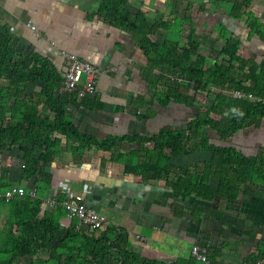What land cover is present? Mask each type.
Segmentation results:
<instances>
[{
  "label": "crops",
  "instance_id": "obj_1",
  "mask_svg": "<svg viewBox=\"0 0 264 264\" xmlns=\"http://www.w3.org/2000/svg\"><path fill=\"white\" fill-rule=\"evenodd\" d=\"M99 1L0 0V30L8 29L17 36L21 46L50 57L57 69L63 66V50L75 52L99 68L96 93L88 97L94 100L93 108L71 96L62 101L63 119L71 121L79 130L104 138L109 134L151 135L164 125L185 126L192 117L190 107L175 101L167 105L154 101V91L148 88L140 73L141 66L147 63L146 56L128 32L97 15ZM176 1L180 5L181 0ZM203 1L206 9L198 14L204 20H212L208 27L201 21L193 27L191 22L179 24L175 20L159 25L151 38L180 44L186 40L191 27L194 38L202 46L201 37L206 32L212 41L208 42L209 46L235 39L237 52L246 60L258 63L256 70H262L264 0H252L244 6L240 5L242 0ZM237 1L239 8L234 4ZM131 2L134 7L127 5L123 11L136 12L137 5L140 10L150 11L146 18L150 23L151 12H156V8L166 9L168 5V0ZM249 33H252L250 38ZM178 79L184 77L179 75ZM25 83L26 87L32 84ZM33 84L36 86H31L29 92L40 89V82ZM244 84L252 85L253 81L245 80ZM41 107L43 112L54 115L46 106ZM185 118L186 122L181 125ZM57 138L52 159L41 161L38 171L28 178L23 176L24 159L23 152H18L19 146L6 147L0 156V166L6 167L4 171L0 168V189L14 183L27 186L35 183L42 211L58 210L44 203L48 197L82 194L89 204L109 216L110 224L126 232L129 249L148 258L169 263L189 260L190 247L196 242L207 246L213 261L234 263L257 258L264 264V179H247L225 199L209 200L172 190L162 173L160 178L150 175L144 179L133 171L134 166L118 161L116 154L111 156L109 150L93 145L82 147L79 140L60 134ZM219 141L218 144L236 146L246 155L256 154L264 145V116L258 124L245 126ZM154 143L161 146L160 142ZM52 147L50 144L49 148ZM138 147V141L123 140L117 141L112 151L118 149L126 154ZM40 151L36 147L35 155L39 156ZM184 167L190 171L191 167ZM209 183L216 185L217 180ZM60 211L61 229L57 236L73 221L64 209Z\"/></svg>",
  "mask_w": 264,
  "mask_h": 264
},
{
  "label": "trees",
  "instance_id": "obj_2",
  "mask_svg": "<svg viewBox=\"0 0 264 264\" xmlns=\"http://www.w3.org/2000/svg\"><path fill=\"white\" fill-rule=\"evenodd\" d=\"M123 3L124 0H100L96 13L105 22L128 32L142 50L147 63L140 70L141 77L148 88L153 89L156 102L167 105L175 101L187 107L194 106L196 94L180 89L193 82L200 87H218L217 103L204 108V111H195L182 127L164 125L151 135L126 133L98 138L63 119V103L54 88L59 69L53 60L33 49L19 46L17 36L8 29L0 30V77L16 82H40V89L27 95L23 94L24 85L15 88L12 94L7 86L0 87V146L19 145L24 159L23 176L28 178L35 174L41 161L52 159L60 134L79 140L82 147L93 145L109 151L117 141H138V151L131 150L126 154L119 151L116 159L127 166H134L133 171L144 179L150 176L151 171L156 175L166 173L167 185L189 196L209 200L218 197L223 200L232 189H238L247 179L263 180L264 145L256 154L246 155L234 145L209 144V137L202 132L201 127L208 126L220 139L225 140L245 126L258 124L264 116V64L262 70L250 67L247 72H244V67L250 60L246 59H239L238 68H234L230 61L203 66L200 64L203 56H200L194 45L179 47L170 41L152 39L150 35L155 33L158 25L144 19L138 22L135 13L123 11ZM226 43L223 49L233 57L238 42L230 39ZM166 46H169L167 50ZM179 75L184 79L179 80ZM245 80H252L253 84L246 85ZM226 89L241 90L255 98L237 97L225 93ZM80 101L88 108L94 106V100L88 97ZM8 102L9 109L6 110L4 104ZM39 105L46 106L54 115L41 112ZM232 107L242 110L243 116H226L225 111ZM195 138H200V142H193L188 149L187 142ZM21 140L30 145L22 144ZM148 142H160L161 146L155 155L150 154L151 157L147 158L142 155V150L146 148L144 143ZM50 144L52 148H49ZM36 147L41 149L39 156L35 155ZM207 149L210 151L207 172H203L199 164L191 172L171 162L173 154ZM135 157L137 162L134 163ZM131 160L133 163H130ZM209 177L215 178L217 184L209 183ZM6 204L7 226L0 236V264H16V260L23 256H32L26 264H44L33 257L40 248L49 250V258L54 264H195L193 258L169 263L163 259L145 257L127 247L126 232L113 224L97 235L88 236L75 231L72 223L58 237L61 208L42 211V201L37 195L0 198V206ZM255 260L257 258L249 261Z\"/></svg>",
  "mask_w": 264,
  "mask_h": 264
},
{
  "label": "rangeland",
  "instance_id": "obj_3",
  "mask_svg": "<svg viewBox=\"0 0 264 264\" xmlns=\"http://www.w3.org/2000/svg\"><path fill=\"white\" fill-rule=\"evenodd\" d=\"M82 1L84 2V0H81V2ZM251 1L252 0H242L241 3L240 2L239 3H240V5L244 6L246 3L251 2ZM132 3L133 2H131V0L124 1L123 9L125 10L127 8V5L134 7L132 5ZM167 3H168V5H167L166 9L156 8V10H155L156 12H151V14H150L151 18H153L152 23L155 24V25H158V27H159V25H162V24L167 25V23H170L171 21H175V20L177 22H179V24L180 23L183 24L185 22H191V24H192L191 26H193V27L196 26V23H197V26L200 24L198 21L205 22L206 26H207L208 23L212 22V20L208 19L207 17H205L207 19L204 20L202 15L198 14V13H201L200 11H204L206 9L205 8V1H203V0H181L180 5L177 4L176 0H172V1L168 0ZM239 3L237 1L234 4H235V6H238ZM198 4H199V8L197 7ZM239 7L240 6H238V8ZM136 10L137 11L133 12V13L136 14L138 22L142 21L143 19L147 20L146 18L149 15L148 13L150 11H148V10H140L137 7V5H136ZM166 10L168 12L164 13ZM164 15H165V17H164ZM251 20H252V16L249 15L248 22H249V26L250 27H251V23H250ZM192 30H193V28L190 27L189 28V32L186 35L187 36L186 40H184V41L182 40L183 43H180V44H177V45L179 47H188L190 45L191 46L194 45L195 49L200 54V56H203V58L201 59V62H200V64H202L203 66H209V65H212L215 62L230 61L233 64L234 68H238V66L240 64L239 59H245L242 54H239L237 52L238 51V43H237V46H236V51H235L234 56L230 57L229 54L225 53V51L223 49L225 44L222 45V44L215 43V44H212V45L210 44L211 46H209L208 42H212V41H210V39L207 38V36H209V35L206 32V36L201 37L202 42H204V43H202L203 44V46H202L194 38L195 34H194V32ZM207 30H208V28H206V31ZM251 34L249 33V37L248 38H250ZM195 37H196V35H195ZM189 39L191 41L195 42L196 44H192V42L189 41ZM19 46H21V44ZM168 48H169V46H166L165 50H167ZM258 65L259 64L256 63L255 61H251L250 60V62L247 65H245L244 69L245 70H249L250 67L254 68V69H257L259 67ZM143 67H145V65L141 66V69ZM23 85H24V89H25L26 95L29 93V91L31 90V88L33 86H36L35 84L32 83V84H30V87H26L27 84L24 83V82H16L15 80H9V79H6L4 77H0V87L7 86L11 94L13 93L15 88L23 87ZM182 91H186L187 93H191V94H193V93L196 94L193 108L190 107V109H188L190 111L189 114H191L193 116L196 113L195 111H196L197 107L201 108V110L204 111L205 110L204 108H206V107H208V106H210L212 104L217 103L216 95L220 91V89L218 87H213V86H208V85H206L205 87H200L197 83L191 82V83H189L188 87L184 86ZM224 92L225 93H231L230 89H226V90H224ZM154 101L156 102L155 99H154ZM4 108H6V110L9 109V102L4 104ZM43 110H44V107H41V112H43ZM210 115L213 116V117H216V118L218 117V115L213 114V113H210ZM185 120H186V118L184 119V121H183V123L181 125H183L186 122ZM177 121H178V123L181 122L180 120H177ZM201 128H202L201 129L202 132L207 133V135L209 137V144L220 143L219 140H221V139L217 140V138L214 137V136H217V135L210 134V132H214V131L211 130L208 126L204 125ZM9 139L10 138L7 139L6 143L9 141ZM214 139H215V141H214ZM193 142H200V138H195L193 140L188 141L187 142L188 149H189V146ZM21 143H24L27 146L30 145L25 140L24 141L21 140ZM11 146H9L7 148L10 149ZM13 146H14V148H17L19 145L13 144ZM145 147L146 148L142 150L143 151L142 155H144L145 157L148 158V157H151L150 154H154L155 155L157 153L158 147H160V145H156V143H153V142H148V143H146ZM5 149H6V147L3 148L2 146H0V156H1V154H4L3 152L5 151ZM112 149L110 150L111 156H114V154H117L119 152L118 149H116L115 151H112ZM134 150L138 151V149H134ZM21 151L22 150L20 149V151H18V152L22 154ZM120 152H122V151H120ZM137 154H138L137 156L141 157L140 156L141 154H139V153H137ZM167 154L169 155V153H167ZM173 155L174 156H173L172 160H173V162H175V164L177 166H181V167L183 166L184 167V166L188 165L189 167H191L190 171L193 172V171H195V166L197 164H199L200 168L202 169L203 172H207L208 171V162H209V159H210V151H209V149L201 150V151L200 150L199 151H197V150L196 151L189 150L187 153H182V154H178V155L177 154H173ZM139 160H142V158H139ZM133 161H134V163L137 162V158L135 157L133 159ZM133 161L131 160L130 163H133ZM0 168L3 171L6 169V167H4L3 165L0 166ZM4 174H6V173H4ZM149 174L151 176L156 177V178H160V175H156L153 171H151ZM165 176H166V173H162V178H165ZM208 181L215 182L216 180L213 177H209ZM6 226H7V204L0 206V236H2L1 234H3L6 231ZM63 233H64V230L59 236H61ZM63 256H65V254ZM30 257L32 258V256H23L21 258H18L16 260V264H26L27 259L30 258ZM33 257L36 258V259H39L40 261H42V263L44 262V264H54L53 261L49 258V250L48 249L40 248L38 253L36 255H34Z\"/></svg>",
  "mask_w": 264,
  "mask_h": 264
},
{
  "label": "built area",
  "instance_id": "obj_4",
  "mask_svg": "<svg viewBox=\"0 0 264 264\" xmlns=\"http://www.w3.org/2000/svg\"><path fill=\"white\" fill-rule=\"evenodd\" d=\"M35 28L34 25H30ZM63 66L59 69V78L56 80L54 88L55 94L63 101L68 97H73L80 101L84 97H92L97 90L99 68L89 60L80 58L75 52L62 51ZM231 94L237 97H247L254 99L255 96L241 90H230ZM37 194L35 183L29 186L23 184H11L9 187L0 190V198L11 199L29 195L34 197ZM44 203L49 208L60 207L65 210L67 216L73 221L74 230L80 234H99L110 224L108 215L89 204L84 195L75 193L65 197H48ZM190 256L195 264H263L260 260L253 262L239 260L234 263H222L213 261L209 257L208 248L203 243H193L190 247Z\"/></svg>",
  "mask_w": 264,
  "mask_h": 264
},
{
  "label": "clouds",
  "instance_id": "obj_5",
  "mask_svg": "<svg viewBox=\"0 0 264 264\" xmlns=\"http://www.w3.org/2000/svg\"><path fill=\"white\" fill-rule=\"evenodd\" d=\"M229 114H232L234 116L237 117H242L243 116V112L242 110L236 108V107H232L231 109H228L225 111V115L228 116Z\"/></svg>",
  "mask_w": 264,
  "mask_h": 264
}]
</instances>
